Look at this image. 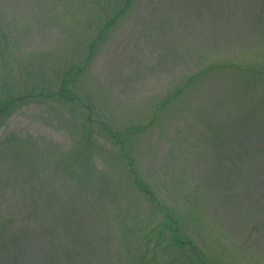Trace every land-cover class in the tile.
Returning <instances> with one entry per match:
<instances>
[{
	"label": "rangeland",
	"instance_id": "374dc122",
	"mask_svg": "<svg viewBox=\"0 0 264 264\" xmlns=\"http://www.w3.org/2000/svg\"><path fill=\"white\" fill-rule=\"evenodd\" d=\"M8 99L0 264H264V0H0Z\"/></svg>",
	"mask_w": 264,
	"mask_h": 264
},
{
	"label": "trees",
	"instance_id": "16d2710c",
	"mask_svg": "<svg viewBox=\"0 0 264 264\" xmlns=\"http://www.w3.org/2000/svg\"><path fill=\"white\" fill-rule=\"evenodd\" d=\"M120 12V11H119ZM118 12V13H119ZM121 13V12H120ZM117 22H116V15L111 18L110 21H107L105 27H103L100 32H99V36H98V39L94 40L91 45H90V48H89V52L88 54H86L87 56V59L85 60V62L83 63V65L81 67H78V70H77V74L83 70H86V67H83V66H87V64H89V60L90 58L92 57V54L94 53L93 50L95 49V47L99 46L98 43H100V38L101 37H104L107 32H109V30L111 29V27L113 25H115ZM99 40V41H98ZM198 74V73H197ZM197 74H195L194 76H196ZM193 76V77H194ZM64 86L62 85L59 90L57 91V95L59 96L58 98H60V101H76L78 99V97H76L75 95H72V92L70 89H68L66 86L70 85L69 82H65L63 83ZM20 98H17L16 100L14 101H23L26 96H19ZM7 101V102H6ZM5 102L3 101L2 104L0 105V122H3V119L7 116V112L10 111V109L12 108V105L14 103V101H10V99L6 100ZM15 143V140H10L8 142H6L5 144H2L1 147H11L13 146V144ZM15 147H21V146H17L15 145ZM3 149V148H1ZM23 152H25L24 150H19L17 151V156L16 157H19L20 155L23 154ZM148 188V187H145V189ZM144 191V190H142ZM148 193L149 196L151 197V192L148 190L146 191L145 190V193ZM0 226H1V223H0Z\"/></svg>",
	"mask_w": 264,
	"mask_h": 264
}]
</instances>
